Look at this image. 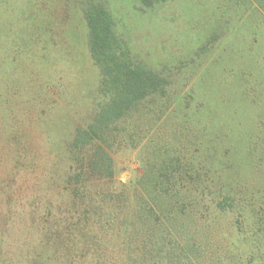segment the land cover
Listing matches in <instances>:
<instances>
[{"label":"rangeland","instance_id":"1","mask_svg":"<svg viewBox=\"0 0 264 264\" xmlns=\"http://www.w3.org/2000/svg\"><path fill=\"white\" fill-rule=\"evenodd\" d=\"M82 1L0 0L9 28L0 39V63L9 65L0 68V264H157V232L141 208L155 180L138 181L149 164L158 174L176 161L192 166L179 185L202 188L183 199L188 209L169 231L160 229L167 242L193 244L171 264H264L255 219L264 218V0H168L152 9L102 0L135 57L170 73L171 85L116 133L128 138L111 151L113 178L87 176V191L70 200L68 141L100 99ZM217 183L232 186L244 209L216 212L208 197Z\"/></svg>","mask_w":264,"mask_h":264},{"label":"trees","instance_id":"2","mask_svg":"<svg viewBox=\"0 0 264 264\" xmlns=\"http://www.w3.org/2000/svg\"><path fill=\"white\" fill-rule=\"evenodd\" d=\"M167 1L137 0L140 6L145 9H152ZM5 2L8 3V1ZM6 5L4 4V6ZM2 10L7 13L9 9L4 7ZM82 13L88 28L90 56L100 71V99L97 101L94 114L89 122L79 124L68 141L67 150L72 156L73 166L67 172L65 188L70 200L79 198L82 190L87 191L88 187L82 185L85 184L87 176L93 174L94 176L104 175L113 178L114 160L111 151L117 142L125 143L128 138L127 135L122 137L116 133L120 132L121 127H126L133 120V116L139 113L150 100L166 97L171 85L170 73L152 69L135 57L127 40L119 34L117 21L112 12L102 0H83ZM1 19L0 39L6 43V34L9 35V28L4 30L3 25H6V21L3 24ZM1 34H5V36L2 37ZM8 67V64L0 63V68L7 69ZM122 131L126 132V129H122ZM117 138L119 141H116ZM170 161L175 162L176 159H170ZM147 164L148 162H146ZM163 167L160 172L164 171V173L156 174L151 172L149 164L145 167L143 177L138 183L144 184L152 180V176L154 177L155 184H153V190L147 199L148 202L141 208L143 215L145 214L148 218L145 219L146 222L152 224L150 229L157 232L155 241L152 242L157 254V257L151 255L153 260L157 264H171L173 259L180 257L179 254L185 253L193 244L188 241L186 246L181 248L179 241L173 239V241L167 242L163 235L161 236L163 232H160V229L170 230L174 219L177 221L178 217L185 214L188 209V205L183 199H186L192 190H198L202 186H197L199 184L195 182H192L190 186L179 185L177 178L183 179L182 176H189L192 173V166L189 164L182 167L177 165L176 161L174 164L163 163ZM198 174L199 171L193 173L191 177ZM161 176H165L166 181H162ZM214 187L217 188L218 195L212 199L211 196L208 198L216 212L230 213L244 209L242 200L237 199L232 186L222 188L217 183ZM159 193L162 194L159 195ZM164 196L165 199H163ZM153 216L157 221L155 226L150 220ZM248 218H250V212L246 213L245 219H242L243 222ZM255 219L259 227H264V218L260 219L255 215ZM243 222L237 220V231L240 235L246 233L243 231Z\"/></svg>","mask_w":264,"mask_h":264}]
</instances>
